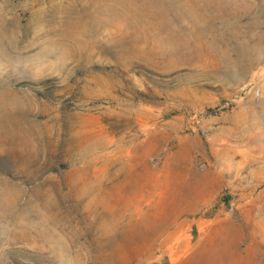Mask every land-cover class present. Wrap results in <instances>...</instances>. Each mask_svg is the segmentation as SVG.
<instances>
[{
    "label": "rangeland",
    "instance_id": "374dc122",
    "mask_svg": "<svg viewBox=\"0 0 264 264\" xmlns=\"http://www.w3.org/2000/svg\"><path fill=\"white\" fill-rule=\"evenodd\" d=\"M0 264H264V0H0Z\"/></svg>",
    "mask_w": 264,
    "mask_h": 264
}]
</instances>
